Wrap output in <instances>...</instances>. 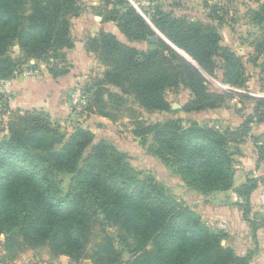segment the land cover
<instances>
[{"label": "trees", "instance_id": "1", "mask_svg": "<svg viewBox=\"0 0 264 264\" xmlns=\"http://www.w3.org/2000/svg\"><path fill=\"white\" fill-rule=\"evenodd\" d=\"M104 1L98 11L102 22L114 23L129 42H146L147 49L138 50L104 31L88 37L85 51L104 70L84 90L89 94L86 111L117 122L123 106L130 104L125 111L132 135L142 142L152 135L149 154L172 166L189 181L188 188L230 190L228 145L237 134L196 122L183 129L180 120L146 125L140 112L169 111L166 93L179 88L189 93L181 109L186 114L221 107L229 94L210 91L204 75H214L218 58L222 83L244 88L241 58L221 46L211 24L158 9L147 21L125 0H116L112 10L108 6L115 0ZM254 1L259 3L252 12L258 23L264 21V0ZM81 12V0H0V80L38 64H45L52 78L65 75V50L73 47L71 18ZM150 38H156L153 50ZM15 47L19 54L13 57ZM259 47L264 49V39ZM262 110L264 98L257 100L255 113ZM263 120L261 116L257 122ZM251 121L249 117L241 125L243 134ZM5 125L0 130L6 132L0 138L1 264L24 250L43 248L52 258L91 264H251L252 253L236 255L226 244L227 234L205 227L162 183L135 171L106 141L92 144V133L75 128L65 142L62 127L35 109H15ZM255 187V181L247 180L239 194L248 202Z\"/></svg>", "mask_w": 264, "mask_h": 264}, {"label": "rangeland", "instance_id": "2", "mask_svg": "<svg viewBox=\"0 0 264 264\" xmlns=\"http://www.w3.org/2000/svg\"><path fill=\"white\" fill-rule=\"evenodd\" d=\"M125 1L147 21L158 9L172 13L176 18L183 17L187 20H198L211 24L217 29L221 38V46L229 48L241 58L246 80L244 88H232L222 83L221 61L218 58L215 59L214 75H204L210 91L229 94L228 99L221 107L209 110L210 112L186 114L181 109L188 102L189 93L179 88L166 93V99L170 106L169 111L140 112V119L146 125H163L170 120H180V126L183 129H186L190 122H196L219 133L237 134V136L231 137L228 145L233 171L232 188L225 192L213 191L209 193H202L192 187L188 188L189 181L184 180L172 166L164 164L159 158L149 154L154 144L152 135L147 136L143 142L132 135V121L129 119L128 112L125 111L130 104L123 106L122 118L117 122H111L93 114L90 116L85 106H81L76 113L71 111L73 116L52 118L49 115L50 120L65 131V142L75 128L92 133L94 135L92 144L101 140L106 141L126 156L135 171L144 176H152L156 181L162 183L168 193L173 194L185 208L200 218L205 227L214 232L223 231L227 234L226 244L234 250L236 255L242 257L252 253L254 258L260 249L259 242L264 243V120L257 122L261 116L264 118V110L255 113L257 100L264 98V49L259 47L264 39V21L257 23L252 14L258 10L259 3L254 0ZM115 2L116 0L108 6L110 10L114 9ZM259 2L262 3L261 0ZM81 5V14L71 18L70 37L72 41L82 40L85 44L88 37H93L99 31H103L104 25L98 11L104 7L105 1L81 0ZM109 25L116 27L114 23L109 22ZM156 34L158 38L167 42L158 32ZM118 37L123 43L125 42L124 44L138 50L145 51L147 49L146 42H129L122 34H118ZM18 54V48H13L11 55L16 57ZM180 55L183 56V53ZM89 57L97 62L95 55L89 54ZM34 63V61L30 62V64ZM42 65L46 67L45 64ZM25 68L28 70L24 73L26 75L30 69ZM66 68L67 73H71V65L67 64ZM94 70L93 66L91 74L90 70L86 74L83 84L76 87H81L84 90L89 89L94 84L95 78H98V74ZM32 73L34 74V72ZM9 79L11 81L15 78ZM76 87L71 89L67 100ZM8 91L7 87L6 92L0 93V130H5V124L12 111L15 110L10 106L12 95ZM249 117L252 118V121L247 126V133L243 134L240 127ZM5 135L6 132H2L0 138ZM63 178L61 177V179ZM247 180H253L256 183L248 202L245 195L239 194V187L245 185ZM65 186L66 183H63L62 187L65 188ZM253 226L256 227V233L253 232ZM2 255L3 252L0 251V264ZM61 257L64 259L59 261ZM49 261H54L51 264H91L87 259L73 261L65 256L52 258L47 248L35 251L24 250L18 254L14 261H4V264H49Z\"/></svg>", "mask_w": 264, "mask_h": 264}, {"label": "crops", "instance_id": "3", "mask_svg": "<svg viewBox=\"0 0 264 264\" xmlns=\"http://www.w3.org/2000/svg\"><path fill=\"white\" fill-rule=\"evenodd\" d=\"M102 24L104 25V32L113 34L123 43V41L120 40L121 38L118 37V34L120 35L121 33L116 27L110 26L109 22ZM65 57L67 64L71 65L72 74L67 73V75L64 76L52 78L47 73L46 67L42 64H38L34 70L30 69L31 72H34L32 75L23 74V71L26 70L25 67L20 70L19 76L15 77L8 87V92L12 95L10 101L11 108L42 110L52 118L73 116L67 100V96L71 89L83 84L86 74L89 70L91 74L93 66L98 76L102 74L103 67L89 57V54L85 51L82 40H73V47L65 50ZM259 247V252L252 258L251 264H264V243H262V241L259 242ZM63 259L64 258L61 257L59 261ZM53 262L54 261H49L48 263L51 264Z\"/></svg>", "mask_w": 264, "mask_h": 264}, {"label": "built area", "instance_id": "4", "mask_svg": "<svg viewBox=\"0 0 264 264\" xmlns=\"http://www.w3.org/2000/svg\"><path fill=\"white\" fill-rule=\"evenodd\" d=\"M27 71L28 70H24L23 72L26 73ZM19 74L20 72L17 71L15 72L13 77L15 78L19 76ZM30 74H32L31 71H29L26 75H30ZM11 81L10 79L0 80V93L1 94L7 91V87H9ZM88 100H89V94H86L83 88L76 87L72 90L71 94L69 95L68 104L71 108V111H73V113H76L80 109L81 106L86 107Z\"/></svg>", "mask_w": 264, "mask_h": 264}, {"label": "water", "instance_id": "5", "mask_svg": "<svg viewBox=\"0 0 264 264\" xmlns=\"http://www.w3.org/2000/svg\"><path fill=\"white\" fill-rule=\"evenodd\" d=\"M98 19H99V18H98ZM155 41H156L155 38H150V39H149V42L151 43V45H149V47H148L149 50H153V49H154V46L152 45V43H155ZM172 48H173V47H172ZM173 49H174L177 53H179V52L181 53L180 50H178V49H176V48H173ZM180 53H179V54H180ZM184 55H185V54H184ZM184 55H183V56L181 55V56L184 57L187 61L192 62V60H191L187 55H185V56H184ZM32 63H33V62H32ZM192 63H193V62H192ZM193 64H194V63H193ZM224 243H225V242H222L221 244L224 245Z\"/></svg>", "mask_w": 264, "mask_h": 264}, {"label": "bare ground", "instance_id": "6", "mask_svg": "<svg viewBox=\"0 0 264 264\" xmlns=\"http://www.w3.org/2000/svg\"><path fill=\"white\" fill-rule=\"evenodd\" d=\"M181 53H183V52H181ZM183 55H184V53H183ZM185 56V55H184Z\"/></svg>", "mask_w": 264, "mask_h": 264}]
</instances>
